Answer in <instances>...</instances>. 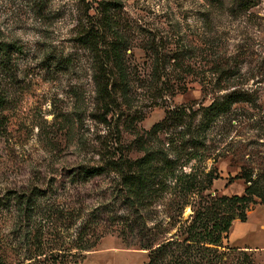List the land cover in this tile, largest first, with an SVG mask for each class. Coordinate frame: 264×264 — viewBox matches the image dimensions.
<instances>
[{
	"label": "rangeland",
	"instance_id": "obj_1",
	"mask_svg": "<svg viewBox=\"0 0 264 264\" xmlns=\"http://www.w3.org/2000/svg\"><path fill=\"white\" fill-rule=\"evenodd\" d=\"M0 102L3 264H147L249 186L205 261L264 264V0H0Z\"/></svg>",
	"mask_w": 264,
	"mask_h": 264
},
{
	"label": "trees",
	"instance_id": "obj_2",
	"mask_svg": "<svg viewBox=\"0 0 264 264\" xmlns=\"http://www.w3.org/2000/svg\"><path fill=\"white\" fill-rule=\"evenodd\" d=\"M113 56L118 61V56ZM236 100L238 99H234L233 102H236ZM1 104L2 102H0V106ZM98 174L99 172L94 169H87L83 172L86 179ZM253 192L252 187L249 186L242 195L222 196L215 199L212 202L215 212L212 214L216 217L221 210L219 208L226 207L227 209L222 216L208 219V216H205L207 215L206 210L198 213L186 229L185 239L180 242L177 240L168 241L161 245L155 250L147 264H195V261H197V264L208 263V261H205V252H210L208 246H220L221 241L226 238L232 222L236 219L240 222L246 220L247 207L254 203L252 199ZM262 198H264V195H262ZM208 212L211 213V209H208ZM86 229L87 224L82 228V231ZM86 232L88 233V231ZM0 264L3 263L0 261Z\"/></svg>",
	"mask_w": 264,
	"mask_h": 264
}]
</instances>
